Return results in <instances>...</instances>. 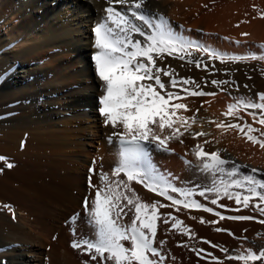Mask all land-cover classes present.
<instances>
[{"label":"bare ground","instance_id":"1","mask_svg":"<svg viewBox=\"0 0 264 264\" xmlns=\"http://www.w3.org/2000/svg\"><path fill=\"white\" fill-rule=\"evenodd\" d=\"M88 1L0 0V157L13 164L8 168L0 162V264H97L86 253L74 249L71 241L92 236L82 207L84 198L93 195L89 177L93 184L99 183V176L90 169L110 173L118 164L120 145L117 139L109 143L108 138L116 130L100 124L104 119L97 111L102 82L95 75L92 59L96 51L93 28L105 16L108 5L106 0H92L93 6ZM116 7L125 10L123 5ZM144 8L151 14L163 15L179 38L201 49L225 55L262 54L259 46L264 45V0H147ZM190 59L209 67L196 68L193 63L172 57L163 63L175 68L179 77L194 78L204 91L217 93L214 97L174 101L190 109L180 114L197 115L193 132L210 135L195 140L186 134L181 138L183 144L175 140L169 143V148L174 149L169 152L149 145L152 164L160 173L171 176L177 187L203 188L210 183V177L197 169L199 162L190 150L197 142L210 139L213 142L204 145L206 151L219 150L222 157L247 166L240 169L241 174L253 175L251 169H259L254 175L264 180V150L247 141L238 130L222 134L215 123H210H243L222 113L236 98L255 99L264 92V61L221 63L195 50ZM213 79L229 83L221 91L211 85ZM162 80L168 78L162 76ZM239 115L264 131V126L253 124L245 112ZM253 134L259 136L258 132ZM131 188L142 201L170 203L142 184L132 182ZM195 199L225 216L247 215L255 219L219 220L204 211L161 208V213L183 220L195 234L194 239H189L169 225L160 224L156 242L158 246L161 240L165 242V264H210L208 258H201L193 249L223 257L219 249L204 240L229 250L241 246V240L228 232L215 231L217 227L230 230L235 237H247L245 247L264 245V238L258 235L264 234V224L257 222L264 216L251 208L233 211L238 206L226 198L219 201L226 208L211 205L198 195ZM5 205L14 211L15 219ZM77 213L80 222H71ZM201 217L219 223L201 224ZM185 244L188 246H182Z\"/></svg>","mask_w":264,"mask_h":264},{"label":"snow or ice","instance_id":"2","mask_svg":"<svg viewBox=\"0 0 264 264\" xmlns=\"http://www.w3.org/2000/svg\"><path fill=\"white\" fill-rule=\"evenodd\" d=\"M106 3L108 6L104 9L105 16L93 28V46L96 51L92 59L97 77L102 82L98 111L104 118L105 125L116 130L109 140L119 141V159L110 173H97L94 168L90 169L91 173L99 176V183L93 184L91 176L89 177V188L93 190V195L84 198L82 207L92 236L78 238L71 246L89 255L97 264H165L167 256L162 250L165 242L161 240L159 246L156 242L160 224L169 225L171 230L189 239H194L195 234L183 220L171 213H161V208L171 207L176 212L181 211V207L204 211L219 217V220H253L255 217L247 215L225 216L195 197L198 195L209 200L211 205L225 208L227 206L220 205L219 201L226 198L238 206L231 209L233 211L251 208L264 216V180H258L254 175L259 169L252 168L253 175L241 174L240 169L247 166L222 157L219 150L206 151L204 145L212 143L213 140L210 139H205L203 143L197 142L190 150L199 162L197 169L210 177L207 186L198 190L177 187L171 176L160 173L155 168L149 145L169 152L174 151L169 148V143L175 140L183 144L184 140L181 138L186 134L195 140L210 135L205 131L193 132V126L198 123L197 115L180 114L181 110L188 112L190 109L185 103L174 101L217 95L216 92L204 91L194 78L179 77L175 68L163 62L172 57L193 63L196 68L203 66L207 70V64L190 59L193 50L203 52L211 60H219L221 63L264 61V45L259 46L262 50L260 55H225L208 48L201 49L200 46L179 38L163 15L147 12L144 8L147 0H106ZM116 5H123L125 10H119ZM261 18H264V14ZM137 36L141 39H136ZM158 60L161 62L159 65ZM162 76L168 80H162ZM210 83L223 91L222 86L229 81L213 79ZM241 111L252 117L253 124L264 126V92L258 93L255 99L239 97L227 105L222 115L243 120V123H210H215L222 134L238 130L247 141L264 150V131L244 120L239 115ZM257 132L259 136L253 134ZM188 154L186 152L185 156ZM0 162H5L8 168L13 167L5 157H0ZM185 163L192 166V162L187 159ZM132 182L142 184L148 191L170 203L142 201L131 188ZM4 207L12 211L10 206ZM129 213L132 214L130 218ZM12 216L15 219L14 211ZM71 220L79 223V213L72 216ZM219 220L205 221L201 217L199 222L217 224ZM257 222L264 224V219ZM215 231L228 232L233 238L241 240V246L229 250L204 240L203 243L219 249L224 255L221 258L206 253L204 249H193L198 256L208 258L210 264H226V261L236 264H264V245L258 248L245 247L243 241L247 237H235L230 230L219 227ZM73 234L75 235V229ZM258 235L264 238V234ZM84 264L88 262L85 261Z\"/></svg>","mask_w":264,"mask_h":264},{"label":"rangeland","instance_id":"3","mask_svg":"<svg viewBox=\"0 0 264 264\" xmlns=\"http://www.w3.org/2000/svg\"><path fill=\"white\" fill-rule=\"evenodd\" d=\"M89 2V4L91 5V6H93L94 5V2L92 1V0H89L88 1ZM249 61H256V60H249ZM95 75H96V72H95ZM98 111V110H97ZM98 113H99V111H98ZM102 117V116H101ZM104 121V119L102 120V118H101V120H100V124H102L103 126H105V121ZM104 123V124H103ZM102 134V133H101ZM109 139V138H108ZM109 143H111V142H109ZM112 144V143H111ZM115 168V167H114Z\"/></svg>","mask_w":264,"mask_h":264}]
</instances>
